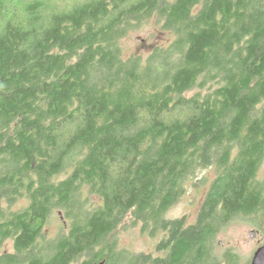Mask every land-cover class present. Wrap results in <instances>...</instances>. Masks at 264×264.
Returning <instances> with one entry per match:
<instances>
[{"label":"trees","instance_id":"1","mask_svg":"<svg viewBox=\"0 0 264 264\" xmlns=\"http://www.w3.org/2000/svg\"><path fill=\"white\" fill-rule=\"evenodd\" d=\"M151 19L166 42L127 55ZM263 163L264 0H0V264H241L214 247L264 226ZM210 168L195 221L168 218Z\"/></svg>","mask_w":264,"mask_h":264},{"label":"rangeland","instance_id":"2","mask_svg":"<svg viewBox=\"0 0 264 264\" xmlns=\"http://www.w3.org/2000/svg\"><path fill=\"white\" fill-rule=\"evenodd\" d=\"M167 37V34L162 32L156 22L151 19L147 23H144L140 29L130 33L122 41V44L127 55L132 52L146 53L155 44L165 43ZM198 174L196 184L194 185L192 181L189 182L184 197L168 211V218L185 216L187 224L195 221L205 193L207 192L208 185L215 175L211 168L200 171ZM257 179L264 181V163L258 172ZM204 180L205 182H203ZM92 199L93 202H100L97 197L93 196ZM23 203L25 204L26 202L24 201ZM62 221V213L56 211L49 225L50 235L55 236L57 234ZM253 223L244 218H238L229 223L217 236L214 253L221 260H224L225 254L232 250L239 255L241 264H250L257 240L262 244L264 243V226H258ZM253 230L256 232L255 236L252 234ZM115 235L118 239L119 248L138 254L141 252L148 253L156 251V243L159 241V238L163 237L164 233L153 238L146 233H142L139 227H129L121 228ZM6 247L7 251L11 249V242L6 243ZM81 261L82 259H79L73 264H81Z\"/></svg>","mask_w":264,"mask_h":264},{"label":"water","instance_id":"3","mask_svg":"<svg viewBox=\"0 0 264 264\" xmlns=\"http://www.w3.org/2000/svg\"><path fill=\"white\" fill-rule=\"evenodd\" d=\"M253 236L256 235V232L252 231ZM92 264H104V261L95 262ZM250 264H264V246H260L254 253Z\"/></svg>","mask_w":264,"mask_h":264},{"label":"flooded vegetation","instance_id":"4","mask_svg":"<svg viewBox=\"0 0 264 264\" xmlns=\"http://www.w3.org/2000/svg\"><path fill=\"white\" fill-rule=\"evenodd\" d=\"M260 246H264V243L262 244L259 240H257V244H256V246H255L254 253H255V251H256ZM252 257H253V256H252Z\"/></svg>","mask_w":264,"mask_h":264},{"label":"bare ground","instance_id":"5","mask_svg":"<svg viewBox=\"0 0 264 264\" xmlns=\"http://www.w3.org/2000/svg\"><path fill=\"white\" fill-rule=\"evenodd\" d=\"M175 2H176V1H175ZM149 97H150V96H149ZM145 98H146V97H145ZM150 98H151V97H150ZM148 99H149V98H148ZM73 157H74V156H73ZM143 158H144V157H143ZM139 159H140V158H139ZM229 159H230V158H229ZM137 161H138V160H137ZM137 161H136V162H137ZM139 161H140V160H139ZM235 219H236V218H235ZM66 221H67V220H66ZM160 227H161V226H160ZM160 239H161V238H160ZM165 239H166V238H165ZM164 250H165V249H164ZM160 252H161V251H160Z\"/></svg>","mask_w":264,"mask_h":264}]
</instances>
